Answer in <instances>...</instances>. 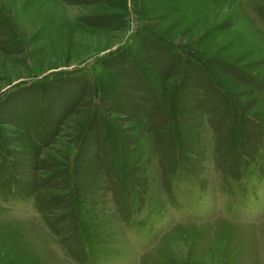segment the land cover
<instances>
[{"label": "rangeland", "instance_id": "rangeland-1", "mask_svg": "<svg viewBox=\"0 0 264 264\" xmlns=\"http://www.w3.org/2000/svg\"><path fill=\"white\" fill-rule=\"evenodd\" d=\"M0 264H264V0H0Z\"/></svg>", "mask_w": 264, "mask_h": 264}]
</instances>
